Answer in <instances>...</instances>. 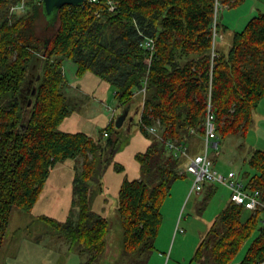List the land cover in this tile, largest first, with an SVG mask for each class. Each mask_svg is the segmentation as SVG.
I'll use <instances>...</instances> for the list:
<instances>
[{
    "label": "trees",
    "instance_id": "1",
    "mask_svg": "<svg viewBox=\"0 0 264 264\" xmlns=\"http://www.w3.org/2000/svg\"><path fill=\"white\" fill-rule=\"evenodd\" d=\"M18 1L0 0V248L12 208L30 212L52 168L82 156L83 170L73 187L76 217L42 218L80 250L81 264H97L107 251L110 223L91 201L115 155L119 130L112 119L108 128L113 135L103 142L83 131L60 129L72 111L63 67L70 59L79 76L92 72L110 84L121 106L129 105L147 81L138 125L152 141L136 155L141 176L122 183L118 213L123 254L150 252L163 220L162 204L187 173L181 172L186 159L175 157L146 126L159 123L165 140L183 141L192 150V141L204 136L211 99L218 138L246 136L264 99V12L232 31L228 50H217L218 33L229 30L218 18L217 3L237 7L245 0H113L115 10L111 0L85 1L63 6L54 21L40 0H27L26 11L11 15ZM39 19L45 22L42 29ZM146 38H153L154 49L140 45ZM248 164L254 172H246L244 179L264 195V149H254ZM116 168L124 170L118 163ZM216 189L215 184L205 186L203 208ZM246 210L252 212L244 218ZM262 213L230 200L192 260L231 264L254 233L240 264L264 260Z\"/></svg>",
    "mask_w": 264,
    "mask_h": 264
},
{
    "label": "rangeland",
    "instance_id": "2",
    "mask_svg": "<svg viewBox=\"0 0 264 264\" xmlns=\"http://www.w3.org/2000/svg\"><path fill=\"white\" fill-rule=\"evenodd\" d=\"M218 5V18L229 30L218 33L217 50H228L232 31L241 28L253 14L264 12V0H245L237 7L223 6L220 2ZM9 13H13L11 8ZM48 16L54 21L57 12ZM44 25V20L39 19L38 28L42 29ZM63 67L67 81L65 92L72 111L61 124V130L83 131L97 140L107 142L114 132L108 128L113 109L116 121L129 111L123 126L117 129L119 132H115L118 135L115 155L104 167L101 183L93 191L91 204L94 211L104 215L110 223L107 251L97 264H200L192 260L195 250L213 220L230 201V190L222 184H215L216 192L203 208L207 192L203 190L190 193L193 175L187 173L174 183L171 194L162 204L163 220L154 240V249L142 255H124L118 194L125 178L141 176L136 155L144 152L152 141V137L143 134L138 125L141 117L140 104L144 98L142 94H137L129 105L121 106L114 96V88L97 75L87 72L84 76H79L77 66L70 59L64 60ZM257 113L259 121L257 123L256 120V124L246 136L239 132L220 137L218 148L210 149V155L218 170H235L242 178H245L246 172H254L248 164V158L254 149H264V100ZM104 131L109 134L105 135ZM203 139L204 136H201L192 141V148H195L192 149L193 153L202 151ZM116 163L123 165L124 170L116 168ZM82 170V156L57 163L52 168L34 208L30 212L18 206L12 208L10 223L0 248V264L82 263L80 250L72 246L63 238V233L42 218L45 215L57 220H66L69 216L72 217V214L76 217L78 208H72L74 179ZM251 212L246 210L243 217L246 218ZM262 216L264 219V213ZM181 228L184 231H181ZM255 235L256 233L244 243L231 264L241 263Z\"/></svg>",
    "mask_w": 264,
    "mask_h": 264
},
{
    "label": "built area",
    "instance_id": "3",
    "mask_svg": "<svg viewBox=\"0 0 264 264\" xmlns=\"http://www.w3.org/2000/svg\"><path fill=\"white\" fill-rule=\"evenodd\" d=\"M44 1V0H40ZM90 2H95L98 0H86ZM26 0H19L17 3L11 6V11L15 12L19 9H25ZM117 4L111 0L110 9L115 10ZM141 46L154 49L153 38H146L140 43ZM147 93V81L144 82L143 87L136 91L137 94H142L145 100ZM144 100L140 104V109L142 111L144 106ZM115 110L113 109V115L110 119L115 118ZM146 130L158 137L160 140L165 141L168 150L177 158L186 159V166L182 172L190 173L193 175V184L190 193L202 192L206 185L212 184H222L230 190V200L238 205H244L251 210H264V195L262 191L255 188L252 183H249L244 178L239 176V173L235 170H229L228 172H222L218 170L215 166L214 160L210 155L211 148H218V133L215 123V114L213 111V104L211 99L208 103L207 115L205 118V133L203 139L202 151L193 153L189 144L183 141H177L174 139H164L160 129L159 123L146 126ZM192 132H195L192 129ZM105 135H108L107 131H104ZM184 231V229H180ZM264 264V260L256 263Z\"/></svg>",
    "mask_w": 264,
    "mask_h": 264
},
{
    "label": "water",
    "instance_id": "4",
    "mask_svg": "<svg viewBox=\"0 0 264 264\" xmlns=\"http://www.w3.org/2000/svg\"><path fill=\"white\" fill-rule=\"evenodd\" d=\"M86 0H44V8L48 15L57 12L60 8L65 5H80L83 4ZM36 92V88L33 90V95ZM32 101H30L31 104ZM129 111H126L123 115H121L116 121V129H119L123 126L125 120L128 117Z\"/></svg>",
    "mask_w": 264,
    "mask_h": 264
},
{
    "label": "crops",
    "instance_id": "5",
    "mask_svg": "<svg viewBox=\"0 0 264 264\" xmlns=\"http://www.w3.org/2000/svg\"><path fill=\"white\" fill-rule=\"evenodd\" d=\"M257 14H258V12H257ZM257 14H253V16H255V15H257ZM253 16H251L244 24H243V26L241 27V28H239V29H236L237 31H240V30H242L243 29V27H245L246 26V24L248 23V21L253 17ZM226 24V23H225ZM227 25V24H226ZM242 25V24H241ZM264 100V99H263ZM262 100V101H263ZM262 101H261V103H262ZM260 103V104H261ZM260 106V105H259ZM139 111V110H138ZM258 116V113H257V111H255V115H254V125L256 124V120H257V117ZM264 117V116H263ZM262 116H261V118H263ZM258 121L259 120H257V123H258ZM254 125H253V127H254ZM192 146V145H191ZM192 149H195L194 147L192 148Z\"/></svg>",
    "mask_w": 264,
    "mask_h": 264
}]
</instances>
